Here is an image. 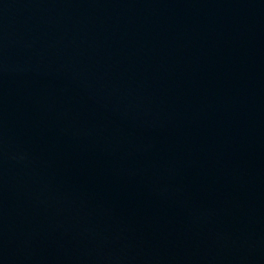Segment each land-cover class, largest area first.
<instances>
[{"label":"water","instance_id":"95a60500","mask_svg":"<svg viewBox=\"0 0 264 264\" xmlns=\"http://www.w3.org/2000/svg\"><path fill=\"white\" fill-rule=\"evenodd\" d=\"M0 264H264V0H0Z\"/></svg>","mask_w":264,"mask_h":264}]
</instances>
